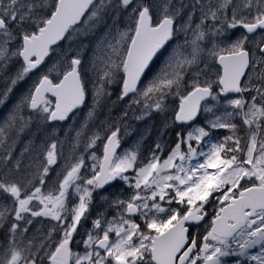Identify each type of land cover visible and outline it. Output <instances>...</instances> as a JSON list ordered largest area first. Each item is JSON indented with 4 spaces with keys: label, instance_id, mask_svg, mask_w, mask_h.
Returning <instances> with one entry per match:
<instances>
[{
    "label": "snow or ice",
    "instance_id": "obj_1",
    "mask_svg": "<svg viewBox=\"0 0 264 264\" xmlns=\"http://www.w3.org/2000/svg\"><path fill=\"white\" fill-rule=\"evenodd\" d=\"M101 26L85 59L73 41ZM53 56L0 122V264H264V0H0V105ZM170 97L171 145L121 152L111 116L87 134L106 107L126 101L119 121L167 116ZM82 106L67 155L50 137L28 164L14 158L13 131ZM201 112L210 118L191 127ZM113 182L127 194L101 195L107 208L81 233ZM35 218L50 226L29 235Z\"/></svg>",
    "mask_w": 264,
    "mask_h": 264
},
{
    "label": "rangeland",
    "instance_id": "obj_2",
    "mask_svg": "<svg viewBox=\"0 0 264 264\" xmlns=\"http://www.w3.org/2000/svg\"><path fill=\"white\" fill-rule=\"evenodd\" d=\"M111 23V21H109ZM104 27L101 26L98 31L95 32H89L87 34L81 33L74 39L73 41V48H80L81 46H84L85 48V59H87V56L91 54L92 47L96 44L98 37L104 32ZM67 46V41L63 42L61 44V48L59 51H63ZM56 59L55 56H53L52 60L47 61L45 65L36 73V74H29V76L24 80L17 84V86L13 89V92L9 95L8 100L5 102L4 105H0V122L3 121V119L6 118L7 114L12 110L13 106L16 105V103L19 101L21 96H23L32 86V84L38 79V76H40L42 73H44L48 67L51 66V64ZM19 67L18 64L12 65L9 69L7 74H12L15 72L16 68ZM217 67V66H216ZM218 68V67H217ZM5 87V84L3 82V79L0 78V89H3ZM119 89L120 85H113L111 91L113 93L112 100L115 101L117 95H119ZM175 98L170 97L169 98V112L167 113V116L165 114L153 112L151 116L145 117L143 119H136V116H140L141 112L139 109L133 113L132 110H129L128 117L124 121H119L117 118L120 116L121 112L125 108L126 101L123 103H117L115 105H111L110 107H106L100 114L98 119L94 122V124L90 125L88 130V135H91L93 131L97 130V126L100 124L101 121H104L108 116H111L112 120H115L121 124V148L119 151H123L124 149H133L136 147H139L141 151H143L145 154H147L148 149L154 146L155 142L162 139L167 144L171 145L175 140V131H178L179 128H177L175 125L169 123V126L167 129H164V125L167 121V118L171 116V109L175 107V104L172 103V101ZM91 101L89 100V104ZM178 103V100L176 101ZM88 107L83 106L80 110H78L74 115L70 117L68 120L66 126L62 127V133L60 140L66 141L64 145V151L67 155L69 152V147L71 137L75 136V130L80 128L81 123L84 121V118L87 114ZM22 116L25 120H28L29 116L32 115L29 109H23ZM219 114V113H218ZM210 117L204 113L201 112L198 116L197 120L194 122V124H191V127H197V126H203L206 124L207 120ZM110 120L109 122H112ZM188 128H185V131H187ZM212 131L213 138L224 136L228 134V131L226 129H214ZM163 132V135H162ZM153 134L152 139L149 141L147 139ZM11 135L15 138L16 143L13 149V156L14 158L22 159L23 164H28L32 157L35 155L33 149L36 145L41 144L42 142L51 143V138H58V135L56 133L55 128L48 127V124H43L37 122L35 119H32L25 127L23 131L16 132L13 131ZM28 149V151H25V149ZM82 150V146H81ZM21 153H23V156H21ZM0 155H3L2 152H0ZM110 191L113 193L117 192H124L127 194V188L123 185L122 182H114V186L110 189ZM103 193H100L99 195H102ZM106 207H102L101 211L106 209ZM114 210L109 209L108 215L109 218L111 215H113ZM80 248H82V245H80ZM79 250V249H77ZM236 259V258H235ZM235 259L233 257H226L225 262L226 264H234ZM241 259V264H254V262L247 261L244 258Z\"/></svg>",
    "mask_w": 264,
    "mask_h": 264
},
{
    "label": "flooded vegetation",
    "instance_id": "obj_3",
    "mask_svg": "<svg viewBox=\"0 0 264 264\" xmlns=\"http://www.w3.org/2000/svg\"><path fill=\"white\" fill-rule=\"evenodd\" d=\"M34 74V73H32ZM39 77V76H38ZM31 112V111H30ZM71 117V115H70ZM70 119V118H69ZM68 119V120H69ZM68 120L66 121H52L47 123L48 127L50 128H55L56 129V133L58 135V139L60 140L61 137V133H62V127L66 126ZM149 139V137L147 138ZM113 186H114V182H113ZM112 186V187H113ZM107 191L106 192H100L103 193L102 195H111L112 192L110 191V189L112 187L109 186H105ZM101 195H94V203L91 207V215L89 217V219L87 221H85L83 223V226L80 228V232L83 233L85 231V229H89L91 228V220L95 219L96 213L101 211L102 207H106L107 205L104 204L101 199H100ZM209 211H211V209H209ZM114 214V212H113ZM50 226L49 221L47 218H35L34 223L32 226H30V233L29 235L32 234V232H35L37 229H41V230H46L48 227ZM189 231L190 233H196V232H200L201 234L204 232V222H202L201 224L197 225H192L189 227ZM80 236H77L76 239H80ZM5 239L4 237V230L0 229V241H3ZM74 250H77L76 246H74ZM254 251V250H252ZM236 257H233V259H235Z\"/></svg>",
    "mask_w": 264,
    "mask_h": 264
},
{
    "label": "trees",
    "instance_id": "obj_4",
    "mask_svg": "<svg viewBox=\"0 0 264 264\" xmlns=\"http://www.w3.org/2000/svg\"><path fill=\"white\" fill-rule=\"evenodd\" d=\"M75 39H76V37H75Z\"/></svg>",
    "mask_w": 264,
    "mask_h": 264
}]
</instances>
